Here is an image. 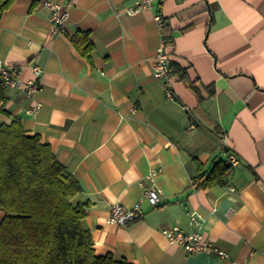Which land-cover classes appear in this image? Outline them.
<instances>
[{
    "label": "crops",
    "instance_id": "1",
    "mask_svg": "<svg viewBox=\"0 0 264 264\" xmlns=\"http://www.w3.org/2000/svg\"><path fill=\"white\" fill-rule=\"evenodd\" d=\"M46 1L13 0L0 12V61L23 83L42 70L33 97L7 89L0 127L19 120L78 182L73 201L88 205L81 225L94 254L129 264H264V0H159L132 15L138 0H54L69 12L63 33ZM80 33L92 44L88 60L71 43ZM163 35L172 41L165 83L152 76ZM228 150L238 164L227 184L193 189L195 162L208 173ZM151 170H159L157 207L144 199ZM137 203L142 215L127 226L106 223L112 205ZM174 226L198 231L225 257L170 245L161 230Z\"/></svg>",
    "mask_w": 264,
    "mask_h": 264
},
{
    "label": "trees",
    "instance_id": "2",
    "mask_svg": "<svg viewBox=\"0 0 264 264\" xmlns=\"http://www.w3.org/2000/svg\"><path fill=\"white\" fill-rule=\"evenodd\" d=\"M13 0H0V12ZM166 46L172 41L163 35ZM71 43L89 59L92 44L87 33L77 34ZM180 78H185L181 73ZM0 82V103L7 100ZM190 186L195 190L224 186L231 168L218 162L206 172L199 163ZM81 191L37 135H29L13 119L0 127V264H129L110 255L97 257L90 233L81 225L87 204L74 203Z\"/></svg>",
    "mask_w": 264,
    "mask_h": 264
},
{
    "label": "built area",
    "instance_id": "3",
    "mask_svg": "<svg viewBox=\"0 0 264 264\" xmlns=\"http://www.w3.org/2000/svg\"><path fill=\"white\" fill-rule=\"evenodd\" d=\"M159 0H138L135 5L127 10L128 15L138 13L140 11L151 10L156 2ZM45 8L50 13V20L52 21L55 29L59 33L66 31L69 12L68 9L54 0H47L44 3ZM154 21L159 28L162 27V19L159 15L154 16ZM169 53L167 51V46L164 40L160 41L159 46L156 49L153 65H152V76L155 80L159 82H167L170 77L169 69ZM34 79L28 82H21L15 77L13 72L5 67L0 61V82L6 89H17L23 90L28 98L33 97L40 90V77L42 75V70L39 66H34L32 68ZM165 98L174 102L175 98L172 92L166 88ZM0 103V108H1ZM40 108V104H36L35 107L26 111L27 113H35ZM136 107L131 108V113H134ZM225 145V144H223ZM226 154V162L231 167H235L238 164V158L235 154L231 153L229 150ZM159 173V170H151L146 176V180L149 186L145 189L144 199L151 207H157L160 202V190L156 185L155 179ZM142 215L140 204L137 203L131 208H126L120 204H114L110 208L108 217L106 218V223L116 226H127L129 223L133 222L136 218ZM190 225L197 227L200 226V218L196 213H190ZM161 234L168 241L170 245H177L183 248V250L189 254H197L203 252H214L219 257H225L222 251L214 248L210 243H208L203 235L196 232H184L178 226L163 228Z\"/></svg>",
    "mask_w": 264,
    "mask_h": 264
},
{
    "label": "water",
    "instance_id": "4",
    "mask_svg": "<svg viewBox=\"0 0 264 264\" xmlns=\"http://www.w3.org/2000/svg\"><path fill=\"white\" fill-rule=\"evenodd\" d=\"M184 207L186 206V204L183 205Z\"/></svg>",
    "mask_w": 264,
    "mask_h": 264
}]
</instances>
